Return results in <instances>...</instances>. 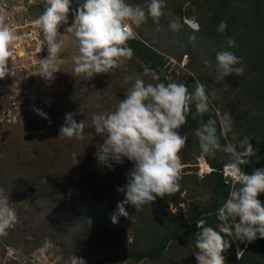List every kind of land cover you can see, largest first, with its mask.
I'll return each instance as SVG.
<instances>
[{"label": "rangeland", "instance_id": "obj_1", "mask_svg": "<svg viewBox=\"0 0 264 264\" xmlns=\"http://www.w3.org/2000/svg\"><path fill=\"white\" fill-rule=\"evenodd\" d=\"M13 1L22 6V17L33 20L46 6V0ZM126 2L147 11L150 0ZM229 2L231 8L219 15V0H166L165 14L158 21L149 16L139 27L132 26V40L154 51L158 58L135 49L132 59L109 73L93 77L75 73L76 39L64 31L74 20L72 9L69 25L60 28L63 64L53 81L31 75L29 66L24 65L31 46L26 47L27 55L21 60H9L10 74L0 79V198L8 197L17 222L6 236H0V264H66L71 255L82 258L85 264L97 259L106 264H197L193 254L199 232L196 222L217 199L216 173L198 174L201 160L214 169V158L202 153L197 128L187 120L179 129L181 135L188 136L180 153L181 191L157 197L141 211L126 205L128 216H120L113 224L110 217L125 198L117 188L127 183V172L134 164L126 158L122 164L113 163L112 170L98 164L95 153L104 135L95 132L92 114L114 111L136 79L146 84L163 80L183 83L190 92L198 80L209 96V119L218 120L217 110L233 117L226 143L239 148L240 141L249 138L257 154L245 166L264 168V6L257 26L247 32L243 12L236 11L243 5L239 0ZM192 19L196 21L194 29L187 25ZM221 21L227 23L223 34L217 31ZM229 38L236 41L235 47H228ZM221 51H231L240 58L245 68L242 76L217 80L216 56ZM47 55V48H43L40 56ZM145 67L157 79L145 75ZM26 104L34 107L24 109ZM37 109L48 118L37 114ZM191 109L196 111L195 105ZM66 113H72L77 123L84 121L83 139L59 138ZM226 185L228 198L233 186ZM258 198L264 203V193ZM208 226L218 231L225 227L218 218L215 225ZM226 238L232 245L224 253L226 264H242V253L243 264H264V239L258 236L247 249L249 242ZM253 247L258 250L255 259ZM8 250L13 253L8 255ZM125 253L132 256L122 258Z\"/></svg>", "mask_w": 264, "mask_h": 264}, {"label": "clouds", "instance_id": "obj_2", "mask_svg": "<svg viewBox=\"0 0 264 264\" xmlns=\"http://www.w3.org/2000/svg\"><path fill=\"white\" fill-rule=\"evenodd\" d=\"M166 7V0H150L147 11L126 0H84L71 11L74 20L71 26H67L72 0H46V6L35 23L42 31L41 45L42 48L46 46L48 55L39 60L36 74L53 81L54 74L60 71L63 64L60 52L64 44L60 38L62 25L67 26L65 33L74 35L76 39V74L93 77L119 68L123 61L132 59L134 55V50L128 46V41L135 34L132 26L139 27L149 16L158 21L164 16ZM170 27L177 29L175 23H170ZM226 29L227 23L221 21L217 31L223 34ZM22 41L23 37L13 31L0 14V79L10 74L8 65L13 48ZM227 44L233 48L236 41L229 38ZM216 61L217 80L244 74L245 68L240 58L231 51L217 53ZM144 74L157 79L148 67H145ZM192 105H195L196 115L200 117L210 110L206 87L198 80L194 91L190 92L183 83L146 84L143 79H136L114 111L92 114L95 132L104 135L95 153L98 164L109 170L113 169V163H124L125 158L134 164L127 172V183L117 188L125 198L118 202L110 217L113 224L119 222L120 216H128L126 205L141 211L144 205L152 204L157 197L172 196L181 191L180 153L187 144L188 136L181 135L179 129L186 125ZM36 111L48 118L40 110ZM216 115L218 120L210 118L206 123L201 120L195 135L204 155L215 158L218 152H222L229 156L234 183L233 190L218 210L217 218L225 227L218 231L207 226L202 218L196 222L199 232L195 248L198 251L193 254L197 264H226L224 253L232 246L226 235L233 240L249 243L258 236L264 239V203L258 198L264 193V168L254 169L251 174L244 170L243 166L249 164L257 154L256 149L247 137L240 141L239 148L231 142L221 144V137L226 139L232 132L234 120L227 112L220 114L217 110ZM84 127V121L77 123L72 113H66L59 138L83 139ZM73 158L78 164L75 153ZM236 184L240 186L237 188ZM16 222L17 214L9 206L8 197L0 198V236H6L7 230ZM66 264L85 262L71 255Z\"/></svg>", "mask_w": 264, "mask_h": 264}, {"label": "trees", "instance_id": "obj_3", "mask_svg": "<svg viewBox=\"0 0 264 264\" xmlns=\"http://www.w3.org/2000/svg\"><path fill=\"white\" fill-rule=\"evenodd\" d=\"M221 1V4L218 6L217 9V13L219 15H225L227 10L226 9H230V2L229 0H219ZM84 2V0H73L72 3V10L77 8L78 5L82 4ZM239 4L243 5L242 8H238L236 9L237 12H243V25H244V29L245 31L250 30L251 28H255L258 24V17L259 14L261 13V9L264 6V0H239ZM70 9V11H71ZM189 27V26H188ZM248 32V31H247ZM128 46L131 47L133 50L137 49L142 51L145 55H147L148 57L154 59V57L158 58V56L154 53V51L150 50L148 47H146L145 45L141 44L138 40H132L130 39L128 41ZM163 83L167 84L170 83V80H163ZM209 119V117L204 114L203 117H200L198 115H196V111L192 110L189 112L188 116H187V120L189 122H191L197 129L200 127V123L201 120H203V122H207ZM221 144H226V141L224 140V137H221L220 140ZM182 163V162H181ZM225 163L230 164V158L229 156H227L226 154L222 153V152H218L213 160V167L215 169L214 173H216V180H215V185H214V189L217 193L216 196V203L215 206L208 212H205L202 214V219H204L206 221L207 226L208 225H215L216 220H217V210L218 208H220L222 206V204L225 202L226 198H227V193H225L224 191V187H225V183L223 181L222 175L219 173V171L222 169L223 165ZM183 166V164H182ZM244 170L248 173L251 174V172L254 170L250 167H246L243 166ZM237 185V184H236ZM226 187H231L230 185H226ZM70 205H72L70 203ZM251 243L248 244L247 249L251 248L250 247ZM256 250V253H252V255H255L253 258L255 259L256 254L258 252L257 247H253ZM246 249V250H247ZM195 251H198V249H195ZM122 258L127 257V256H132L131 254L125 253V254H121L120 255ZM241 262L243 264V259H244V255L242 253L241 257ZM253 262H256L255 260H252ZM249 262H251V260H249ZM261 262L264 263V256L261 257ZM249 264V263H246Z\"/></svg>", "mask_w": 264, "mask_h": 264}, {"label": "built area", "instance_id": "obj_4", "mask_svg": "<svg viewBox=\"0 0 264 264\" xmlns=\"http://www.w3.org/2000/svg\"><path fill=\"white\" fill-rule=\"evenodd\" d=\"M15 1L13 0H0V14L4 16L6 22L10 25V27L17 34L23 37V41L18 43L13 48V56L11 60H16L17 57L21 60L23 57L27 55L26 47H32L29 51L28 60L24 63V65L29 66V70L31 71V75L35 76L39 66V60L42 59L40 54H42V49L46 48L41 45V40L43 39V34L40 29L36 26L35 21L33 19L22 17V6L19 4L14 5ZM187 25L194 29L196 25L192 24L190 20H188ZM11 62V61H9ZM29 97V96H25ZM27 103V102H25ZM12 105H16V102H12ZM34 106L32 104H26L24 109H31ZM200 175L210 174L214 169L208 167L202 168L200 165L198 166ZM222 175L223 181L227 185L233 186V178L231 173V168L229 164H225L222 169L219 171ZM8 255L13 253V251L8 250Z\"/></svg>", "mask_w": 264, "mask_h": 264}, {"label": "water", "instance_id": "obj_5", "mask_svg": "<svg viewBox=\"0 0 264 264\" xmlns=\"http://www.w3.org/2000/svg\"><path fill=\"white\" fill-rule=\"evenodd\" d=\"M191 23L196 25V21L194 19L190 20ZM89 264H106V262L103 259H97L94 262H91Z\"/></svg>", "mask_w": 264, "mask_h": 264}, {"label": "bare ground", "instance_id": "obj_6", "mask_svg": "<svg viewBox=\"0 0 264 264\" xmlns=\"http://www.w3.org/2000/svg\"><path fill=\"white\" fill-rule=\"evenodd\" d=\"M202 164H205V165L202 166ZM201 167H202V168H206V167H207L206 162H204V161L201 160Z\"/></svg>", "mask_w": 264, "mask_h": 264}]
</instances>
